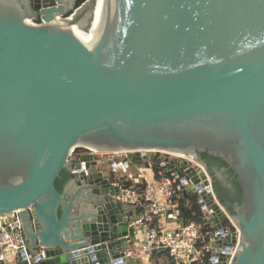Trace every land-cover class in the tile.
Wrapping results in <instances>:
<instances>
[{"label":"water","instance_id":"1","mask_svg":"<svg viewBox=\"0 0 264 264\" xmlns=\"http://www.w3.org/2000/svg\"><path fill=\"white\" fill-rule=\"evenodd\" d=\"M78 1L0 0V215L19 210L17 264H127L132 212L109 181L120 166L105 169L118 159L77 146L129 151L123 170L193 153L224 206L198 152L218 156L241 188L229 264H264V0H105L96 40L98 0Z\"/></svg>","mask_w":264,"mask_h":264},{"label":"built area","instance_id":"2","mask_svg":"<svg viewBox=\"0 0 264 264\" xmlns=\"http://www.w3.org/2000/svg\"><path fill=\"white\" fill-rule=\"evenodd\" d=\"M75 148L78 150L75 151ZM75 148L72 153L91 152L97 154V157L111 159L112 162L118 159L110 165L111 170L120 166V169L112 171V175H109L110 184L122 186L121 198L129 205L139 206L136 215L131 216L128 221L133 234L127 238V244L123 248L124 256L130 258L134 255L133 236L142 232L143 239L139 251L143 255L151 256L157 251H165L172 264H213L220 260L218 255L224 253L221 262L229 264L228 254L234 252V241L229 244L226 237L237 234V225L230 221V213L224 212V206H218L215 195L203 181L201 171L197 167V157L193 153L154 150L152 158L143 159L151 167L153 178L149 180L143 176V181L140 182L137 177L127 173L128 168H121L124 163L122 158L129 151L106 152L82 146ZM157 156L165 158L163 164L156 160ZM153 164H156L159 170L158 175L154 174ZM182 189L194 191L195 196H190L189 192L183 194ZM190 197L199 208L202 222L181 221L180 204H189ZM209 198L223 213L227 222L223 223L222 217L214 216L216 210L207 202ZM217 239H221V243H216ZM26 247L19 210L0 215V264H7V250L15 256Z\"/></svg>","mask_w":264,"mask_h":264},{"label":"trees","instance_id":"3","mask_svg":"<svg viewBox=\"0 0 264 264\" xmlns=\"http://www.w3.org/2000/svg\"><path fill=\"white\" fill-rule=\"evenodd\" d=\"M83 0H79L78 4L82 2ZM76 149V150H75ZM74 150L77 151L78 149L75 148ZM199 158L205 163L208 171L212 175V180H213V188L215 191V194L218 198V200L224 205V207L227 209V211L230 214L234 213L233 209V203L234 201H239L241 197V188L237 182V180L234 177L228 176V179L231 180L232 186L234 187V191H232L229 187H226L225 185L222 184L221 180H219L215 173L214 170L212 169V161L213 164L216 165L217 167L220 165H223L226 167L231 175L233 174L235 176V173L226 165V163L221 160L218 156H213L212 154L207 153V151H200L198 152ZM154 168V174L158 175L159 170L156 168V164H153ZM224 172V170H223ZM70 174L66 168H62L59 172L58 177L55 179V187L59 190L62 189L63 185L66 183V181L69 179ZM181 221L182 222H187L190 220H196L202 222V217L199 211L198 206L194 203V199L190 197L189 199V204L187 203L186 205L184 202H181ZM172 264V263H170Z\"/></svg>","mask_w":264,"mask_h":264},{"label":"crops","instance_id":"4","mask_svg":"<svg viewBox=\"0 0 264 264\" xmlns=\"http://www.w3.org/2000/svg\"><path fill=\"white\" fill-rule=\"evenodd\" d=\"M76 154L77 152H73ZM148 163H141L139 165H133L132 167L128 168V174L133 175L134 177H137L138 181H143V176H146L147 179H152V170L151 167L147 165ZM129 209L132 212V217L136 215V213L139 210V206L137 204H130ZM142 232H137L133 236V245L132 249L134 251V255L129 258L127 264H170L171 259L168 257L167 253L165 251H157L151 256H146L140 253L139 248L140 244L142 242ZM11 252V251H10ZM7 250V264H17L16 258L13 253H10Z\"/></svg>","mask_w":264,"mask_h":264},{"label":"flooded vegetation","instance_id":"5","mask_svg":"<svg viewBox=\"0 0 264 264\" xmlns=\"http://www.w3.org/2000/svg\"><path fill=\"white\" fill-rule=\"evenodd\" d=\"M98 158H101V157H98ZM103 160L108 161L109 159H103ZM145 160L143 162L146 163ZM151 160H153V159H151ZM210 161H212V169L214 170L216 177L221 180L223 185H225L226 187H229L232 191H234V187L232 186L231 180L228 179V176L234 177L236 179V174H235V176L233 174L231 175L229 172H227L228 169L226 167H224L223 165H220L217 167L216 165L213 164V160L210 159ZM105 169L108 171H111V168L108 166ZM223 170H224V172H223ZM232 203H233V208H234L237 201H234Z\"/></svg>","mask_w":264,"mask_h":264},{"label":"bare ground","instance_id":"6","mask_svg":"<svg viewBox=\"0 0 264 264\" xmlns=\"http://www.w3.org/2000/svg\"><path fill=\"white\" fill-rule=\"evenodd\" d=\"M105 0H98V8H97V19H96V29H95V40L98 37V34L100 33L104 21V10H105V5H106ZM57 20H59V17H56ZM94 40V41H95ZM97 150V149H96ZM99 150V149H98ZM156 150H161V149H156ZM168 151V150H167ZM174 151V150H171ZM180 152V151H179ZM176 153V152H175Z\"/></svg>","mask_w":264,"mask_h":264},{"label":"rangeland","instance_id":"7","mask_svg":"<svg viewBox=\"0 0 264 264\" xmlns=\"http://www.w3.org/2000/svg\"><path fill=\"white\" fill-rule=\"evenodd\" d=\"M134 164H132L130 167H132ZM151 178H153V174H152V177ZM10 253H13V252H10Z\"/></svg>","mask_w":264,"mask_h":264}]
</instances>
